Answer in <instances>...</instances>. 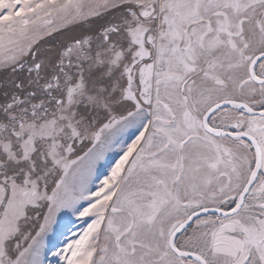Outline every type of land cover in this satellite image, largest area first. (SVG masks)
<instances>
[{
  "label": "snow or ice",
  "instance_id": "snow-or-ice-1",
  "mask_svg": "<svg viewBox=\"0 0 264 264\" xmlns=\"http://www.w3.org/2000/svg\"><path fill=\"white\" fill-rule=\"evenodd\" d=\"M0 264H264V0H0Z\"/></svg>",
  "mask_w": 264,
  "mask_h": 264
}]
</instances>
